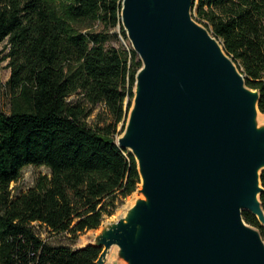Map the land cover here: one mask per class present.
Here are the masks:
<instances>
[{"label":"trees","instance_id":"16d2710c","mask_svg":"<svg viewBox=\"0 0 264 264\" xmlns=\"http://www.w3.org/2000/svg\"><path fill=\"white\" fill-rule=\"evenodd\" d=\"M123 0H0V103L11 93V112L0 105V264H97L102 248L52 245L36 231L80 235L97 229L141 183L134 155L118 145L117 125L127 119L142 60L133 46L109 43L122 24ZM195 0V8L197 7ZM194 17L213 31L261 91L264 113V0H199ZM11 68L3 81V62ZM92 107L105 104L114 122L90 126ZM30 165L46 166L28 191L11 185ZM264 186V172L262 174ZM264 206V193L261 195ZM246 221L264 225L244 211Z\"/></svg>","mask_w":264,"mask_h":264},{"label":"water","instance_id":"95a60500","mask_svg":"<svg viewBox=\"0 0 264 264\" xmlns=\"http://www.w3.org/2000/svg\"><path fill=\"white\" fill-rule=\"evenodd\" d=\"M195 0H123L142 60L118 145L135 157L137 196L88 243L123 264H264L261 91L194 17Z\"/></svg>","mask_w":264,"mask_h":264},{"label":"rangeland","instance_id":"374dc122","mask_svg":"<svg viewBox=\"0 0 264 264\" xmlns=\"http://www.w3.org/2000/svg\"><path fill=\"white\" fill-rule=\"evenodd\" d=\"M199 5V0L197 1V7L194 10V13H197V8ZM211 28V27H210ZM8 41H5L1 46V57H4L8 52ZM109 43L115 46H123L126 48H130L132 43L130 39H126L125 36L121 32V26H117L110 31ZM11 74V68L8 67V60L3 62V81L6 82ZM11 93L8 90L5 92L2 100H1V108L4 112L10 113L11 112ZM69 100L72 103H79L82 102L87 107V110L91 109L89 116L87 117L86 121L90 126L94 127H107L109 124L114 122L111 113L106 109L105 104H98L95 107H92L89 103L83 101V97L80 94H73ZM264 114L260 115L262 122L264 123ZM126 120L121 121L117 125V129L114 132V137L118 141L119 137L124 133L126 127ZM42 175H52L51 169L46 166H34L30 165L25 167L22 172L21 176L18 181L13 182L11 185L13 196L16 197L21 195L22 193L28 191L29 189L33 188L39 178ZM139 195L138 190H136L133 194L125 198L124 202L117 201L118 207L113 210L111 215L106 216L103 223L97 229L88 230L85 233L81 234L77 242L74 241V236L70 233H63V232H54L50 228L41 225L40 223H35V229L38 234L47 242L51 243L52 245H66L71 246L73 248H80L82 245L88 243L98 231L101 230L102 226L109 221L117 220L121 215H123L128 207L134 204L137 196ZM105 264H123L122 262L118 261L115 257V253L110 254Z\"/></svg>","mask_w":264,"mask_h":264},{"label":"bare ground","instance_id":"6f19581e","mask_svg":"<svg viewBox=\"0 0 264 264\" xmlns=\"http://www.w3.org/2000/svg\"><path fill=\"white\" fill-rule=\"evenodd\" d=\"M262 115V113L259 114V116ZM264 116V115H263ZM261 117V116H260Z\"/></svg>","mask_w":264,"mask_h":264}]
</instances>
